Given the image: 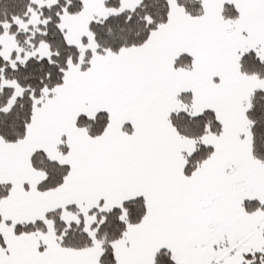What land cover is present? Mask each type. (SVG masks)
I'll list each match as a JSON object with an SVG mask.
<instances>
[{
  "label": "snow or ice",
  "instance_id": "1",
  "mask_svg": "<svg viewBox=\"0 0 264 264\" xmlns=\"http://www.w3.org/2000/svg\"><path fill=\"white\" fill-rule=\"evenodd\" d=\"M0 264H264V0H0Z\"/></svg>",
  "mask_w": 264,
  "mask_h": 264
}]
</instances>
